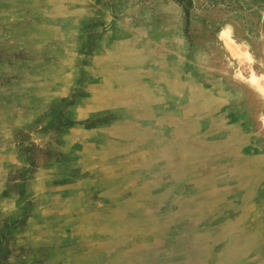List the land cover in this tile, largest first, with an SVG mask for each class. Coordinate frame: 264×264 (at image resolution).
Returning <instances> with one entry per match:
<instances>
[{
	"label": "rangeland",
	"instance_id": "obj_1",
	"mask_svg": "<svg viewBox=\"0 0 264 264\" xmlns=\"http://www.w3.org/2000/svg\"><path fill=\"white\" fill-rule=\"evenodd\" d=\"M0 264H264V0H0Z\"/></svg>",
	"mask_w": 264,
	"mask_h": 264
}]
</instances>
